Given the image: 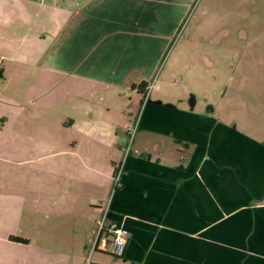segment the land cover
<instances>
[{
	"label": "crops",
	"instance_id": "1",
	"mask_svg": "<svg viewBox=\"0 0 264 264\" xmlns=\"http://www.w3.org/2000/svg\"><path fill=\"white\" fill-rule=\"evenodd\" d=\"M95 1L14 0L13 4L24 2L21 9L39 5L42 17L51 19L47 11L52 10L58 21H65ZM110 1L111 5L86 14L85 19L93 21L83 34L86 52L78 47L73 62L92 76L86 87L104 85L112 92L119 86L131 88L129 98L138 100V111L134 105L124 106L125 123L111 141L101 134L83 141L70 139V131L78 136L70 118L63 116L55 124L48 114L33 116V129L24 135L30 139L25 140L32 148L31 158L15 162L25 172L12 180L0 174V264H87L96 254L110 255L107 246L112 253V223L129 232L117 264H264V110L253 109L250 120H245L248 111L243 102L241 110L223 97L208 106L193 92H171L166 81L162 88L157 82L146 97L143 92L155 80L163 54L148 79L124 82L126 71L135 65L133 53L147 70L142 56L150 55L152 48L141 39L146 27L141 28L138 20L159 18V8L150 13L147 0ZM14 40L7 28L0 32L1 78L10 73L8 65L1 69L5 61L55 68L46 47L29 46L33 53L29 57L26 47ZM166 51L165 47L162 53ZM65 57L57 69L69 67L68 50ZM117 69L119 82L115 73L112 76ZM106 77L110 81H104ZM3 115L1 121L10 123L11 116ZM136 126L134 147L101 230L115 165L122 161L116 151L123 152L129 129ZM91 143L99 148L108 144L114 157L96 155Z\"/></svg>",
	"mask_w": 264,
	"mask_h": 264
},
{
	"label": "rangeland",
	"instance_id": "2",
	"mask_svg": "<svg viewBox=\"0 0 264 264\" xmlns=\"http://www.w3.org/2000/svg\"><path fill=\"white\" fill-rule=\"evenodd\" d=\"M147 1L145 5L150 8V13L155 6L159 8V18L138 20L141 28L146 27L144 36L140 37L149 41V48H152L148 52L150 55L144 53L142 56L147 70L137 64L139 56L133 53L135 65L126 71L124 82L148 79L152 66L163 54L155 77V84L158 82L161 88L166 81L171 92L177 91L180 95L193 92L212 107L220 103L222 97L223 101L230 100L235 110H241L242 105H239L243 102L248 111L243 116L245 120H250L253 109L264 110V0ZM13 2L0 0V30L7 28L11 39L19 40L26 47L25 54L29 57L33 55L29 46H44V50L46 47L55 68H32L18 61H5L1 66L3 69L8 65L10 73L0 77V92L4 91L0 94V118L9 114L11 121L7 123L0 119V174L11 180L15 174L25 172L15 162H20L22 157L31 158L32 148L27 141L30 139L24 135L28 136V129H33L34 119L40 116L39 113L48 114L55 124H59L63 116L70 118L78 131V136L70 131V139L80 138L83 141L88 137L95 139L101 134L111 141L125 123L124 106L134 105L136 112L140 106L136 104L138 100L131 101L129 98L131 88L126 90L119 86L117 91L112 92L104 85L97 89L92 84L86 87L92 76L86 73L87 69L78 68L73 62L78 55V47L82 53L86 52L82 43L83 34L91 30L93 22L85 19L86 14L94 13L100 6L111 5L112 1L97 0L65 21H58L57 14L52 10L47 11L51 19L42 17L44 9L39 5L21 9L26 6L24 2L20 5ZM146 23L149 26L144 25ZM165 47L167 51L162 53ZM67 50L70 52L69 67L57 69L61 58L66 59ZM22 56L20 54V59ZM114 73L119 82L120 72L113 70L112 76ZM104 81H110V77L104 78ZM85 89H89L88 93L82 94ZM156 90L155 93L158 92ZM94 91L97 93L93 94ZM224 96L228 97L225 99ZM203 107L207 109V105ZM68 123L71 124L70 121ZM137 131L138 127L135 133L132 131L123 152L115 150L117 158L123 160L130 145L132 150ZM91 146L93 152L103 159L115 155L108 144L101 148L96 143H91ZM21 148L26 151L25 154ZM104 166L101 168L104 169ZM101 247L106 248L104 243ZM107 247L110 255H94L93 264L120 262L121 257L113 254L114 247L112 253Z\"/></svg>",
	"mask_w": 264,
	"mask_h": 264
},
{
	"label": "built area",
	"instance_id": "3",
	"mask_svg": "<svg viewBox=\"0 0 264 264\" xmlns=\"http://www.w3.org/2000/svg\"><path fill=\"white\" fill-rule=\"evenodd\" d=\"M154 87H155V80L150 85H148L147 90L145 92L146 97L149 96V94L154 89ZM136 129H137V126L133 129H129V131L131 133H132V131H134V133H135ZM134 133H133V135H134ZM126 151H127V154L125 155L124 159L115 165V170H114V175H113V192H112V195H111L108 203L106 204L105 215L103 217V220H101V222L99 223L101 230H103L105 228V223H106L107 216H108L110 206L112 203L113 195H114L115 191L118 189V187L121 185V181H122V177H123V173H124L125 161H126V157L131 152V145L126 149ZM109 231L114 238L113 239L114 240L113 254L116 257L120 258L124 255L125 250L127 248L128 239H129V232L123 226H121L118 223H112L109 227ZM87 264H93L91 257H89V259L87 260Z\"/></svg>",
	"mask_w": 264,
	"mask_h": 264
},
{
	"label": "trees",
	"instance_id": "4",
	"mask_svg": "<svg viewBox=\"0 0 264 264\" xmlns=\"http://www.w3.org/2000/svg\"><path fill=\"white\" fill-rule=\"evenodd\" d=\"M141 92H142V91H141ZM145 92H146V91H144L143 94H144ZM16 239H18V238H16Z\"/></svg>",
	"mask_w": 264,
	"mask_h": 264
}]
</instances>
